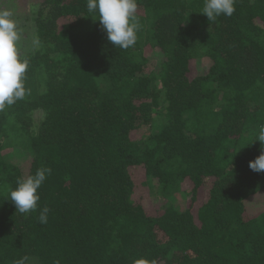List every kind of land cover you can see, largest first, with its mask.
Listing matches in <instances>:
<instances>
[{
	"label": "trees",
	"instance_id": "1",
	"mask_svg": "<svg viewBox=\"0 0 264 264\" xmlns=\"http://www.w3.org/2000/svg\"><path fill=\"white\" fill-rule=\"evenodd\" d=\"M6 2L34 40L29 94L0 111V264H264V0L214 21L137 0L126 50L87 0ZM40 168L22 215L9 192Z\"/></svg>",
	"mask_w": 264,
	"mask_h": 264
},
{
	"label": "clouds",
	"instance_id": "2",
	"mask_svg": "<svg viewBox=\"0 0 264 264\" xmlns=\"http://www.w3.org/2000/svg\"><path fill=\"white\" fill-rule=\"evenodd\" d=\"M89 13L98 15L102 29L107 33V40L115 47L128 49L136 44L140 23L137 18V0H87ZM235 11V0H205L201 14L209 21L218 16H231ZM12 12L0 11V111L23 100L29 94L25 87V73L28 60L21 58L18 50L20 34L17 24L12 19ZM260 142L261 154L249 162L253 171L264 172V124L259 126L255 141ZM51 168L37 169L34 175L17 180V186L10 190L9 197L16 212L29 214L38 207L40 196L38 189L51 174ZM47 206L40 210L38 221L48 222ZM27 257H22L14 264H26Z\"/></svg>",
	"mask_w": 264,
	"mask_h": 264
},
{
	"label": "rangeland",
	"instance_id": "3",
	"mask_svg": "<svg viewBox=\"0 0 264 264\" xmlns=\"http://www.w3.org/2000/svg\"><path fill=\"white\" fill-rule=\"evenodd\" d=\"M8 0H0V11H10L12 12L13 16L12 19L15 20L17 24V29L20 34V40L18 42V50L24 51L28 50L32 46V42L34 40L33 36V27H31V22L26 17V12H28V8L23 7L22 10H18L10 5ZM15 2V0H13ZM25 2V1H24ZM19 161V158L15 159ZM20 163V161H19Z\"/></svg>",
	"mask_w": 264,
	"mask_h": 264
}]
</instances>
